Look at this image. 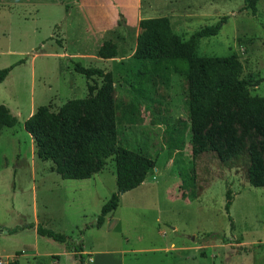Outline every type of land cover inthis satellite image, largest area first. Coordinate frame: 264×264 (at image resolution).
<instances>
[{
    "label": "rangeland",
    "instance_id": "1",
    "mask_svg": "<svg viewBox=\"0 0 264 264\" xmlns=\"http://www.w3.org/2000/svg\"><path fill=\"white\" fill-rule=\"evenodd\" d=\"M70 1L8 0V8L0 10V70L9 68L0 82V105L16 119L0 132L3 261H14L10 255L22 246L26 250L22 248L17 264H67L64 257L39 258L60 255L64 246L37 236L30 229L37 224L67 236L94 264H264V186L246 159L248 147L254 146L264 181V133L243 134L233 124L240 158L226 165L217 152L225 148L223 142L189 129L185 102L192 87L184 77L169 73L166 84L151 77L143 98L131 90L138 29L128 9L123 10L126 23L123 18L117 29V16L115 25L101 32L97 29L112 15L104 2L73 9ZM243 5L244 0H140L129 9L147 11L146 19L169 17L171 31L183 41L224 18L215 36L198 40L195 54L233 58L249 94L262 97L264 0H257L254 15ZM104 41L115 45L116 58L94 56ZM71 62L110 73L115 145L155 160V170L136 188L119 194L115 210L99 226L95 218L100 207L116 192L113 156L89 179H61L49 161L36 157L23 130L30 111L43 106L56 112L66 101L84 98L87 84H100L97 78L76 74ZM175 135L181 142L170 150L169 136Z\"/></svg>",
    "mask_w": 264,
    "mask_h": 264
},
{
    "label": "trees",
    "instance_id": "2",
    "mask_svg": "<svg viewBox=\"0 0 264 264\" xmlns=\"http://www.w3.org/2000/svg\"><path fill=\"white\" fill-rule=\"evenodd\" d=\"M256 2L244 0L242 10L254 15ZM118 17L117 29L123 25V17L120 14ZM223 22L224 18H221L214 26H204L183 41L172 33L166 17L140 19L131 54L138 66L132 75L130 88L143 98L148 92L151 77H159L165 84L169 73L184 77L192 87V94L185 102L189 129L192 133H205L223 142L225 148L217 152L228 165L240 158L239 152L235 151L240 141L234 136L233 124L239 125L243 134L249 130L264 133V96L249 94L248 81L241 77V69L233 58L195 54L198 40L215 36ZM94 56L109 60L116 58L118 52L114 44L104 41L95 49ZM71 64L76 74L86 80L97 78L100 84H87L84 98L68 100L56 112L38 107L24 120L23 130L34 143L36 157L49 161L53 172L61 179H89L103 168L105 159L113 156L116 192L100 207L95 218V225L99 226L105 216L115 210L119 194L136 188L151 170H155V160L115 145L110 73L98 68H85L78 62ZM8 71L9 68L0 70V82ZM15 123L16 119L0 105V132ZM180 142V135L169 136L168 148L173 150ZM246 155L250 167L257 170L259 186H264L260 179L262 170L257 169L260 161L254 146L248 147ZM229 206L230 193L226 191L223 207L226 214ZM34 230L38 236L62 244L67 252L73 253L74 264L87 262L90 255L83 254L67 236L40 225H36Z\"/></svg>",
    "mask_w": 264,
    "mask_h": 264
},
{
    "label": "crops",
    "instance_id": "3",
    "mask_svg": "<svg viewBox=\"0 0 264 264\" xmlns=\"http://www.w3.org/2000/svg\"><path fill=\"white\" fill-rule=\"evenodd\" d=\"M97 1L98 0H71V2L74 3L73 5V9H87V8H96L98 6L97 4ZM101 1V0H100ZM104 2V6L105 7H108L111 11H112V15L110 17L109 20H106L105 22V25H102L100 26L99 29H97V31H100L101 32H104V31H107V30H110L116 23V20H117V16H118V13H120V15H122V17L125 19V23L127 22V18H126V15L124 13V9H128V11L130 12L131 15H133L135 17V27H137V23L140 19H146V17H148L147 15H149L147 13V11H139V10H135V11H132L129 9V6L130 4L132 3H135L136 5H140V0H124V4H121V0H102ZM66 3V2H65ZM8 0H0V10L4 9L5 7L8 8L9 5ZM61 4V3H59ZM102 6V5H101ZM147 10H150V5L147 6ZM169 18V17H168ZM167 18V19H168ZM184 19H186L187 17H182ZM169 21V19H168ZM169 24H171L169 22ZM3 28V27H2ZM170 28L172 29V24L170 25ZM7 29H10L9 27ZM173 33V32H172ZM86 45V43H81V46H83L81 48V52L82 51H85V48L84 46ZM77 53V52H76ZM81 55L83 54H77L78 57H82ZM34 111H30L26 117V119L33 113ZM25 119V120H26ZM37 225V224H36ZM36 225H33L30 227V229H32L34 232V228ZM27 228V227H24V229ZM1 232V231H0ZM10 232V231H9ZM10 234H13V233H10ZM36 234V233H35ZM37 235V234H36ZM38 236V235H37ZM264 244V243H263ZM22 246L19 247V249L13 251V253L10 255L11 256V260H14L16 261L15 259L17 257H22L24 251H22ZM24 249V248H23ZM264 249V248H263ZM26 250V249H24ZM28 251V250H27ZM82 253L83 254H89L87 252H85L83 249H82ZM118 253V252H117ZM120 254V253H118ZM17 255V256H16ZM90 255V254H89ZM97 255L99 256H104L105 254H101V253H97ZM96 256V255H95ZM1 257V256H0ZM9 258V256H7ZM31 257H37L36 255H31ZM46 257H53V258H56V260H59L60 261V258L61 257H64L67 261V264H74V257H73V253L71 252H67L65 251V249L63 248V251L60 255H50V256H40L39 258H46ZM2 258V257H1ZM17 262V261H16ZM7 264V261L5 262ZM95 263V259L90 255L87 262H84L82 264H94Z\"/></svg>",
    "mask_w": 264,
    "mask_h": 264
},
{
    "label": "built area",
    "instance_id": "4",
    "mask_svg": "<svg viewBox=\"0 0 264 264\" xmlns=\"http://www.w3.org/2000/svg\"><path fill=\"white\" fill-rule=\"evenodd\" d=\"M0 264H6L1 257H0Z\"/></svg>",
    "mask_w": 264,
    "mask_h": 264
}]
</instances>
